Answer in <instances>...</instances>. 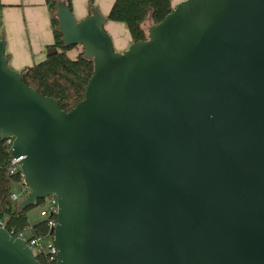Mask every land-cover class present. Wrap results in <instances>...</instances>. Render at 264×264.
<instances>
[{"label": "water", "instance_id": "obj_1", "mask_svg": "<svg viewBox=\"0 0 264 264\" xmlns=\"http://www.w3.org/2000/svg\"><path fill=\"white\" fill-rule=\"evenodd\" d=\"M56 17L94 63L69 111L0 36V135L18 209L57 199L55 264H264V0H182L123 52L98 8ZM0 264L42 263L0 225Z\"/></svg>", "mask_w": 264, "mask_h": 264}, {"label": "trees", "instance_id": "obj_2", "mask_svg": "<svg viewBox=\"0 0 264 264\" xmlns=\"http://www.w3.org/2000/svg\"><path fill=\"white\" fill-rule=\"evenodd\" d=\"M59 0H46L51 12L55 42L58 52L48 55L43 61L33 64L22 70L24 82L34 87L45 96L56 98L64 111L72 109L82 100L88 81L93 73L94 63L84 57L80 52L76 58L69 56L68 52L76 46L66 47L62 41V34L58 31L56 17L57 2ZM72 8V1L66 0ZM95 0H89L90 10L95 7ZM171 0H115L108 15V20L124 23L131 34L133 41L145 40L148 32L146 24L150 26L161 22L172 10ZM91 12V11H90ZM11 145L7 138L0 135V221L13 234L18 236L24 232L28 238H53V228L49 224L50 216L35 223L29 220V212L34 206L19 210L18 202L12 199L15 185L18 191L24 185L22 172H10ZM24 194L23 197H25ZM46 199L39 200L41 205ZM42 264H55V254L50 250H42L37 254Z\"/></svg>", "mask_w": 264, "mask_h": 264}, {"label": "crops", "instance_id": "obj_3", "mask_svg": "<svg viewBox=\"0 0 264 264\" xmlns=\"http://www.w3.org/2000/svg\"><path fill=\"white\" fill-rule=\"evenodd\" d=\"M77 19L90 14L89 0H71ZM115 0H95V7L106 17ZM182 0H171L172 6ZM105 28L111 35L115 50L125 51L133 42L124 23L108 20ZM0 36L6 38V55L9 66L21 71L46 59L47 51L54 46L55 36L51 12L46 0H0ZM80 51L71 50L76 58Z\"/></svg>", "mask_w": 264, "mask_h": 264}, {"label": "built area", "instance_id": "obj_4", "mask_svg": "<svg viewBox=\"0 0 264 264\" xmlns=\"http://www.w3.org/2000/svg\"><path fill=\"white\" fill-rule=\"evenodd\" d=\"M6 138H7V143L12 145L14 138L13 137H6ZM17 170H20L18 160L11 159L10 172L14 173ZM22 175H23V173H22ZM23 178H24V175H23ZM27 192H28V188L24 184L21 187L20 191L13 192L12 199L16 202H19L23 198L24 194H27ZM46 200H48V202H49V213L46 217L50 216L49 224L52 228H54V226L56 225V215L58 212L57 199L55 196H51V197L46 198ZM0 225L4 226L2 221H0ZM17 237L25 239L36 255L38 253H40L42 250H50L52 253H54L56 255V247L54 246V243H51V244H49V246L46 247L42 244L41 239L28 238V236H26L24 232H21Z\"/></svg>", "mask_w": 264, "mask_h": 264}, {"label": "rangeland", "instance_id": "obj_5", "mask_svg": "<svg viewBox=\"0 0 264 264\" xmlns=\"http://www.w3.org/2000/svg\"><path fill=\"white\" fill-rule=\"evenodd\" d=\"M177 4L178 3H176V5ZM149 27H150V23H147L146 24V31L147 32H148ZM74 49H75V52L76 51L83 52V46L82 45H78ZM74 49H72V50H74ZM18 189H19V185L17 184V185H15V190L18 191ZM48 213H49V202H48V200H46L43 204L37 205L33 209L30 210L29 220L31 223H35L39 220H42L43 218H46ZM51 243H53V238L42 239V244L46 247L49 246V244H51Z\"/></svg>", "mask_w": 264, "mask_h": 264}]
</instances>
